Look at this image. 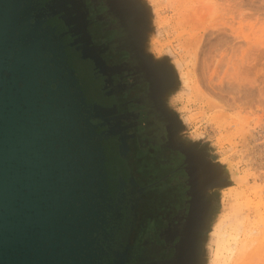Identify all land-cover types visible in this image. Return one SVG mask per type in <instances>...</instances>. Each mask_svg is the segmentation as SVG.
Masks as SVG:
<instances>
[{"label":"water","instance_id":"water-1","mask_svg":"<svg viewBox=\"0 0 264 264\" xmlns=\"http://www.w3.org/2000/svg\"><path fill=\"white\" fill-rule=\"evenodd\" d=\"M48 16L34 0H0V264H103L107 136ZM188 158L195 264L206 198Z\"/></svg>","mask_w":264,"mask_h":264},{"label":"rangeland","instance_id":"rangeland-1","mask_svg":"<svg viewBox=\"0 0 264 264\" xmlns=\"http://www.w3.org/2000/svg\"><path fill=\"white\" fill-rule=\"evenodd\" d=\"M130 2L195 152L206 198L195 264H264V0Z\"/></svg>","mask_w":264,"mask_h":264},{"label":"flooded vegetation","instance_id":"flooded-vegetation-1","mask_svg":"<svg viewBox=\"0 0 264 264\" xmlns=\"http://www.w3.org/2000/svg\"><path fill=\"white\" fill-rule=\"evenodd\" d=\"M34 1L49 14L46 24L59 36L86 103L98 109L96 132L107 136L101 141L109 179L103 264H186L188 157L197 175L195 152L180 140L164 100L171 75L143 51L132 6L124 11L119 0Z\"/></svg>","mask_w":264,"mask_h":264},{"label":"bare ground","instance_id":"bare-ground-1","mask_svg":"<svg viewBox=\"0 0 264 264\" xmlns=\"http://www.w3.org/2000/svg\"><path fill=\"white\" fill-rule=\"evenodd\" d=\"M97 104V103H96ZM98 106H100V105H98ZM101 108V107H100ZM98 129H99V127H97ZM108 162V161H107ZM109 164V163H108ZM110 167V166H109ZM107 169V168H106ZM111 169V168H110ZM109 171V170H108ZM111 172H112V170H111ZM110 173V172H109ZM214 174V173H213ZM110 175H111V173H110ZM109 175V176H110ZM111 178V177H110ZM106 179H108V178H106ZM109 180V179H108ZM112 180V179H111ZM218 180V179H217ZM117 181V180H116ZM109 182V181H108ZM111 183H112V181H111ZM116 183V182H115ZM114 183V184H115ZM108 184V183H107ZM109 186V185H108ZM222 232H223V230H222ZM229 235V234H228ZM236 241V240H235ZM237 246H238V244H237ZM232 248V247H231ZM233 253H234V251H233ZM223 254V253H222ZM221 256V255H220ZM110 261V260H109ZM178 263V262H177Z\"/></svg>","mask_w":264,"mask_h":264}]
</instances>
